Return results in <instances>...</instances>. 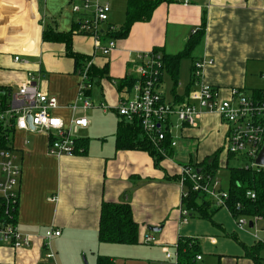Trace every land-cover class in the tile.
I'll list each match as a JSON object with an SVG mask.
<instances>
[{
  "label": "crops",
  "instance_id": "0c3cea01",
  "mask_svg": "<svg viewBox=\"0 0 264 264\" xmlns=\"http://www.w3.org/2000/svg\"><path fill=\"white\" fill-rule=\"evenodd\" d=\"M100 1L111 7L104 30L109 26L116 28L111 36L117 47L108 56L95 50L93 39L75 33L78 15L72 12V6L82 5L83 0H0V94L8 93L5 100L0 95V101L9 102L33 73L40 80L41 91L57 97L60 108L54 114L67 125L82 117L90 121L87 129L77 132L79 151L74 156H50L49 137L44 133H15L14 154L22 167L15 220L19 232L30 237L32 245L15 249L0 244V264H47L43 239L51 229L61 232L51 243L57 264H97L100 256L112 259L114 264H176L175 260L166 259L165 249L175 252L181 238L199 244L200 264L205 262L201 242L186 236V231L194 228L190 225L192 217L210 220L224 233L223 238H231L241 248L229 253L219 238L204 237L203 246L213 251L206 264H256L249 251L259 243L248 244V237L243 234L240 238L227 218L219 220L217 212L223 209L212 201L198 198V207L189 211L188 221L183 223L181 168L193 165L203 172L217 156L221 171L229 169L231 159H236L225 150L229 129L220 116L203 112L195 126L182 127L176 117L172 118L177 145L169 148L167 143L169 156L157 163L147 151L118 147L119 128L122 123L132 122L121 117L117 108L133 96V85L127 82L136 80L137 55L158 50L163 58L165 55L170 59L181 54L194 39L197 44L182 60L178 76L164 70L159 91L168 103L187 100L195 89L193 65L201 59L213 60L205 69L204 80L220 89L224 98L230 96L231 89H239L250 98L261 99L264 0L163 3L149 22L135 23L125 38L115 35L127 22L130 0ZM45 35L59 40H46ZM66 38H70L73 53L92 62L94 78L87 96L93 107L87 111L72 109L82 82ZM107 44L108 39L104 38L103 45ZM17 56L19 62L15 61ZM104 203L131 206L133 220L139 226L137 244L100 241ZM205 213L209 216L204 217ZM153 227L161 230L153 232ZM147 237H154L156 243H145Z\"/></svg>",
  "mask_w": 264,
  "mask_h": 264
},
{
  "label": "built area",
  "instance_id": "2783aa9c",
  "mask_svg": "<svg viewBox=\"0 0 264 264\" xmlns=\"http://www.w3.org/2000/svg\"><path fill=\"white\" fill-rule=\"evenodd\" d=\"M180 1L185 4L189 2ZM72 12L78 15V29L75 32L77 35L93 39L95 50L104 56L110 55L116 49L117 41L111 36L116 32V28L109 26L104 30L111 12L108 3L83 0L82 5L73 4ZM104 38L108 39L107 45H103ZM15 61L19 62L20 57H15ZM137 61L133 96L117 108L118 114L130 122L137 121L150 144L161 156H169L167 143L169 148L177 145L173 138L172 118L176 117L179 127L195 126L196 120L203 112H210L219 115L229 129L225 149L227 153L247 160L245 169L264 168L256 164L264 146V96L261 99H253L239 89H231L230 96L224 98L220 89L206 84L204 80L205 69L214 63L213 60L201 59L193 65L195 89L189 93L187 100L176 104L168 103L159 91L165 70L161 51L140 53L137 55ZM91 67L92 62L87 61L78 71L82 83L77 103L72 106L75 111L78 108L87 111L93 107V102L87 96L92 87L89 75ZM59 108L57 97L43 93L40 80L33 73H29L27 82L17 93L11 95L9 102L0 101V244L15 249L29 248L32 245L31 238L19 232L15 220L22 176V167L14 154L15 133L32 131L48 135V154L60 158L77 154V132L90 126L87 117L74 119L71 125H67L61 117L54 114ZM179 183L183 189V201L193 192L206 197L217 208L229 210V192L222 188L217 174L211 175L199 171L193 165H186L181 168ZM247 196L252 200L256 199L253 192H248ZM237 208L240 210L241 205L237 204ZM182 216L183 223H187L189 211L182 208ZM234 218L239 230L249 226L250 221L245 220V216ZM251 222L255 228L254 237L259 241L258 223L263 221L256 217ZM60 234V231L51 229L44 236L47 264H57L51 243L52 239ZM145 243H156V239L147 237ZM165 254L167 260L178 262L177 247L175 252L166 248ZM201 259V256L197 257V260Z\"/></svg>",
  "mask_w": 264,
  "mask_h": 264
},
{
  "label": "trees",
  "instance_id": "16d2710c",
  "mask_svg": "<svg viewBox=\"0 0 264 264\" xmlns=\"http://www.w3.org/2000/svg\"><path fill=\"white\" fill-rule=\"evenodd\" d=\"M177 0H151L138 1L130 0L127 9V22L120 32L115 36L118 38H125L128 36L131 27L137 22H149L152 18L155 9L163 3H172ZM205 26V19L203 20V27ZM203 30V29H202ZM203 32V31H202ZM199 33V32H198ZM46 40H59V38H51L45 35ZM69 48V54L75 58L76 68L79 70L88 61V59L77 55L71 51L70 38L65 39ZM197 44V39L189 42L186 49L179 55L171 57L170 59L164 55L165 68L172 72L173 76L177 77L179 73L180 64L183 59L188 57L191 51ZM169 59V60H168ZM169 61V62H168ZM105 74L106 71H103ZM91 80L94 78L93 68L89 72ZM134 80H129L127 85L132 86ZM0 93H3L0 90ZM5 100L8 93L4 96L0 94ZM264 96V95H263ZM3 100V101H4ZM118 147L124 150H144L149 152L156 162L164 159L155 148L150 144L145 136L141 126L137 121L129 124L122 123L117 134ZM232 156V155H231ZM235 157V156H232ZM238 158V157H235ZM214 162L208 164L207 168L203 170L211 175H216L219 169L217 156ZM229 210L234 217L245 216L249 219L259 217L264 222V168L245 169L244 167H229ZM248 192H253L256 199L252 200L247 196ZM207 199L198 193L191 192L189 197L184 200V207L191 212L195 210L198 205L196 200L198 198ZM206 202V201H205ZM208 204V202H206ZM206 204V205H207ZM237 204L241 205L238 210ZM199 209V208H198ZM221 209V208H218ZM202 212V210H199ZM208 217L209 214H203ZM139 237V226L133 220V213L129 204L119 203H104L102 207V214L100 220L99 239L103 243L111 244H137ZM264 248V243H259L249 251V255L254 259L256 264H261L262 258L259 256L260 251ZM178 262L176 264H198L197 257L201 256L199 244L192 239L181 238L177 244ZM97 264H114L112 259L100 256Z\"/></svg>",
  "mask_w": 264,
  "mask_h": 264
},
{
  "label": "rangeland",
  "instance_id": "374dc122",
  "mask_svg": "<svg viewBox=\"0 0 264 264\" xmlns=\"http://www.w3.org/2000/svg\"><path fill=\"white\" fill-rule=\"evenodd\" d=\"M165 79H167V81H168L169 77L166 76ZM96 107H98V106H96ZM247 163H248L247 160H245L244 158H236V159L232 158L230 161L229 167H246ZM217 177H218V180L221 182L222 187L224 189H228V187H229V170L223 169L221 171H218ZM217 213L218 214L220 213L219 214L220 216H218L219 220H224V218H227L229 220V222L232 223L234 230L237 232L238 235H240V238H242L243 234L246 235L249 239V241H247L248 244H254L255 242L256 243H264V222L258 223L260 240L257 241L254 237L255 228H250L247 225L243 231L238 232L236 219H234L232 217V215L230 214L228 209L223 208V210H221L220 212H217ZM245 220L249 221L250 219L245 217ZM209 221L203 220L202 218H198V217H194V218L192 217V218H190V223H191L190 225L193 226L194 228H192V229L190 228L189 230L186 231V236H192V237L198 238L200 240L201 245L203 247V254H204L205 262L211 261V259L213 257V255H212L213 253H210V252H213V251L208 246H205V245L203 246V244L206 243L204 237L214 236V237L219 238V241L222 242L221 245H225L228 247L227 252H229V253L236 252V251H234V249H236V250L241 249V248H239V246H237V244L233 240H231V238H228V239L223 238V237H226L224 235V233L221 230H219L217 228V226H215L213 223H211ZM213 221H215V220H213ZM230 237H232V235H230ZM261 252H262V257H263L261 264H264V248ZM205 262H201L200 264H206Z\"/></svg>",
  "mask_w": 264,
  "mask_h": 264
},
{
  "label": "water",
  "instance_id": "95a60500",
  "mask_svg": "<svg viewBox=\"0 0 264 264\" xmlns=\"http://www.w3.org/2000/svg\"><path fill=\"white\" fill-rule=\"evenodd\" d=\"M28 120H29V122L31 123V119H30V117H29ZM256 164H257L258 166L264 167V146H263V148H262V150H261V152H260L258 158L256 159ZM249 226H250V228H253V222H250V223H249ZM150 230L153 231V232H158V231H160L161 229H158V228L153 227V228H150Z\"/></svg>",
  "mask_w": 264,
  "mask_h": 264
}]
</instances>
